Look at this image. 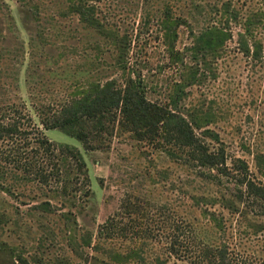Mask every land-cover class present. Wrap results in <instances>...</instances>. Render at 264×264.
Returning a JSON list of instances; mask_svg holds the SVG:
<instances>
[{
	"label": "rangeland",
	"instance_id": "rangeland-1",
	"mask_svg": "<svg viewBox=\"0 0 264 264\" xmlns=\"http://www.w3.org/2000/svg\"><path fill=\"white\" fill-rule=\"evenodd\" d=\"M30 2L39 5V19L27 20L28 7L23 0H0V119L6 123L17 121L22 128L23 123L30 124L54 144L77 147L86 160L90 183L87 186L84 177L74 175L72 184L60 197L54 163L47 161L52 176L48 184L33 178L36 167L23 176L22 166L13 161L23 160V139L0 140V216L7 221L0 228V239L17 247L30 261L35 256L67 257L73 264H87V259L95 254L106 259L110 251L127 253L140 244L137 232L148 231L151 240L144 252L148 262L161 256L169 264H187L168 254L172 236L178 233L174 228L185 227L188 219L193 218L206 224L190 193L209 195L214 189L200 180H188L186 173L164 155L150 150L143 154L140 145L128 137L107 141L102 150L86 152L79 141L64 132L44 130L35 106L63 103L75 79H87L91 74L119 78V73L109 68L111 53L106 52L99 37L88 33L77 17L60 16L64 0ZM163 2L96 1L101 16L134 40L131 62L146 77L151 99L160 100L167 97L170 84L179 77L176 69L169 67L162 43L158 20ZM173 3L177 14L186 16L195 31L220 19L215 13L207 15L211 6L221 9L224 3H230L242 18L252 12L261 15L262 24L256 36L263 43L262 59L254 62L240 53L237 40L242 28L232 22L234 39L228 43L227 54L218 65V79L204 89L194 90L191 98L194 102L203 97L214 98L225 107V119L215 130L229 142L231 155L246 159L255 173L253 156L244 153L241 143L258 141L264 149V0H173ZM41 31L43 38L38 35ZM96 41L105 51L102 53L105 63L94 68L91 63L96 56L91 47ZM190 42V28L182 27L178 49ZM23 114L27 118L23 119ZM165 169L170 171L169 178L159 181L157 172ZM148 172L155 175V180L147 176ZM43 203H49L55 212L38 209ZM69 211L77 220L76 241L66 230L63 215ZM115 215L120 226L112 230V239L103 242L104 248L97 251L84 248L83 235L96 236L100 225ZM244 231L234 219L228 232L232 252L249 264H264V237H251ZM0 264L12 262L0 254Z\"/></svg>",
	"mask_w": 264,
	"mask_h": 264
},
{
	"label": "trees",
	"instance_id": "trees-1",
	"mask_svg": "<svg viewBox=\"0 0 264 264\" xmlns=\"http://www.w3.org/2000/svg\"><path fill=\"white\" fill-rule=\"evenodd\" d=\"M96 1L64 0L59 14L62 18L77 17L88 33L101 39L106 52L111 53L109 68L119 73V78L91 74L87 79H75L63 103L35 106L40 125L46 131L60 130L75 138L86 152L102 150L107 141L128 137L140 145L143 154L150 150L166 156L186 173L188 180H200L214 189L209 195L190 193L207 223L200 224L193 218L188 219L185 227L176 226L174 230L178 233L170 241V257L187 264H249L232 252L228 232L235 219L246 235L264 237V149L258 141L241 143L244 153L253 156V173L246 159L231 155L229 142L215 130L225 119V107L214 98L203 97L195 102L191 98L194 90L204 89L218 79V65L227 54L228 43L234 39L232 22L242 28L237 40L240 53L254 62L262 59L263 43L256 36L262 24L261 15L252 12L242 18L230 3H224L221 9L211 6L207 15L211 17L215 13L220 19L209 21L195 31L186 16L177 14L173 0H164L158 23L168 65L176 69L179 77L170 84L167 97L160 100L151 99L146 77L131 62L134 40L101 16ZM23 3L28 7L27 20L39 19V5L30 0ZM182 27L190 28L191 42L181 50L177 45ZM38 35L44 37L42 31ZM92 45L96 60L91 65L97 68L105 63L102 59L105 51L97 41ZM24 109L25 106L23 112ZM17 137L23 139V160L13 161L20 163L17 165L22 166L23 176L36 167L33 178L48 184L52 177L49 160L56 169L60 197L72 184L74 175L84 177V184L89 185L86 160L77 147L54 144L43 131L30 124L23 123L22 128L17 121L6 123L0 119V140ZM169 173L166 169L159 170V181L169 178ZM147 176L156 178L150 172ZM7 192L11 193L9 189ZM38 209L55 212L49 203L39 205ZM63 217L68 234H73L70 238L76 241L77 220L70 211ZM6 222L0 216V228ZM119 226L116 215L111 216L100 225L96 236L83 235L82 246L102 250L103 242L112 239V230ZM136 238L140 244L127 253L110 251L106 259L95 254L87 259V264H169L161 256L151 262L146 260L144 252L151 240L148 231L137 232ZM0 254L8 256L12 264H73L67 257L35 256L30 261L17 247L1 239Z\"/></svg>",
	"mask_w": 264,
	"mask_h": 264
}]
</instances>
